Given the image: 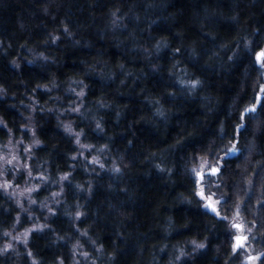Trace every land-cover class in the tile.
Masks as SVG:
<instances>
[{
  "label": "trees",
  "instance_id": "obj_1",
  "mask_svg": "<svg viewBox=\"0 0 264 264\" xmlns=\"http://www.w3.org/2000/svg\"><path fill=\"white\" fill-rule=\"evenodd\" d=\"M262 49L264 0H0V138L22 135L32 117L36 162L50 182L68 174L63 209L32 234V257L0 254V264L68 263L78 239L101 250L99 264H168L177 251V264H239L228 222L203 209L190 174L231 143L241 152L209 187L218 183L223 216L239 205L256 223L264 253V97L254 100ZM81 88L100 128L68 119L106 154L91 176L75 166L63 128ZM10 208L0 224L13 219Z\"/></svg>",
  "mask_w": 264,
  "mask_h": 264
},
{
  "label": "rangeland",
  "instance_id": "obj_2",
  "mask_svg": "<svg viewBox=\"0 0 264 264\" xmlns=\"http://www.w3.org/2000/svg\"><path fill=\"white\" fill-rule=\"evenodd\" d=\"M257 64L261 68L260 63L257 62ZM261 69L264 74V68ZM82 90L85 93L84 88L78 90L76 93L77 99L70 101L69 110L63 113V115L66 117L63 119V128L65 125H70L73 131L72 133H67L72 136L73 140L76 142V136L74 135L75 133H81V135L79 136L80 144L91 146L82 148L80 144L76 143L77 153L74 155V161L76 163L75 166H81L84 169V172L87 175L91 176L96 173L97 168L103 169V160L105 159L106 154L103 151V148L98 149L97 146L86 139L84 130L79 129L80 124L77 127L76 123L78 122H76L75 119H68L70 115L76 114L79 115L80 118L83 117L84 120H92L94 122V125H97L98 120L95 119L97 113L94 112L93 116H91V113H89V109H87L85 97L77 95ZM1 91L2 90H0V92ZM55 99L58 100L57 98ZM259 102L256 104V106L259 104ZM37 107H40V109L42 110L45 109L41 104H38ZM77 107L80 109L79 112L72 110ZM29 110L30 109L28 105H26L25 111L30 112ZM31 111L34 113V110ZM81 113L83 114L81 115ZM27 119L30 120V123L29 125L27 124V128L23 129L24 131L22 132V135L15 136L13 135V133L6 131V138H0V157L4 158L0 159V185H2L5 181H7L8 184L11 185V187L7 188L6 190L4 188H0V209L9 214L11 209L10 206L12 205V209L15 210V212L13 213V219L9 221V224H7V222L5 221L0 224V249H3L5 245H11V247L8 248L7 251L0 252V254L6 257H13L15 259L22 256L32 257V252H30L29 248V241L32 237V234L34 232H42L43 229L49 227V222L53 218V216L57 214V210L63 209V202L65 198L63 182L65 183L66 180H60L59 182H50L48 175L43 169V166L40 163L38 164L36 162L35 152L41 143H39L38 145L35 144V141L39 140V138L35 132V126L32 122V117H27ZM33 132L35 133V135H33ZM236 147L239 149V152L236 155H233V157L239 155L241 152L240 147L237 145ZM226 152L227 150L225 151V153ZM225 153L224 155H220L219 159L214 163H211L209 158H198L193 168L198 169L202 160H206L208 166L217 165V162L219 161V167L221 171L224 159L228 158L227 156H225ZM13 156H15L16 159L12 160L11 164H7L5 161L7 159H12ZM93 158H95L98 163H94ZM101 164H103V167H100ZM29 171H31L32 173L31 176L28 175ZM99 171L101 172V170ZM212 177L213 175L209 176L208 174V167H205L203 179L201 180L200 178L195 177L196 180H199L197 191H199V188L202 186L206 195L214 193L215 195L213 196V199H219L222 202V199L216 195L215 191V187L218 186V183L215 182L212 186L209 187V184L212 182ZM29 188H32L33 191H26V189ZM211 188L213 189V191L210 190ZM54 192L60 194L54 197L52 195ZM21 193H23V195H21ZM198 197L203 203V209L210 212L205 208L206 201L202 200L199 195ZM30 200H34L35 203H31ZM17 201H19V204L17 203ZM42 205L46 206L42 207ZM217 207L219 209V205H217ZM49 208H51L53 212L50 213ZM76 212L74 213V211H71L69 215L76 217ZM17 217H19V222H17ZM227 217L228 219L225 221L228 222L232 230L233 243L235 242L234 237L236 235H243L248 237L246 246L243 249H237L234 252L232 247L233 255H235V261L238 260L239 264H250V262L247 260V257L249 255L256 256L262 253L257 250L254 243V241L256 240V235L254 232L256 223L254 221H246L241 214V211L238 218L235 217V211L233 215ZM234 218L236 219L237 223H241L244 226L243 231H238L231 226V222ZM4 219L5 218H3V220ZM38 226L44 227L42 230H39ZM29 229H31V231L25 237L23 234L26 232V230ZM248 229H251V231H248ZM5 232L9 233L10 235L5 236ZM17 236L20 237L19 240L14 239V237ZM25 239L27 240L26 244L24 243ZM88 244H90V247L84 244V240H76V242H74L71 247V255L68 257L69 259L67 258L68 263L65 262L63 258L59 259L57 261V264H61V262H63V264H99L98 259L101 258V250L97 249L95 244H93L90 240H88ZM181 252L182 251H177V258L171 260L172 262L170 261L168 264L180 263V260L182 259ZM29 253H31V255H29ZM84 253H87V257L84 256ZM171 254H173V252H170V255ZM260 260L256 261L255 264H259ZM33 261L35 260L32 259V262ZM36 264L38 263L36 262Z\"/></svg>",
  "mask_w": 264,
  "mask_h": 264
},
{
  "label": "snow or ice",
  "instance_id": "obj_3",
  "mask_svg": "<svg viewBox=\"0 0 264 264\" xmlns=\"http://www.w3.org/2000/svg\"><path fill=\"white\" fill-rule=\"evenodd\" d=\"M65 31H67V29H65ZM159 47V45L157 46ZM256 61L260 63V66L261 68H264V49H262L260 52L256 53ZM82 83V82H81ZM199 81L198 80H192V81H189V84L191 86L192 89H195L197 87V85H199ZM84 92L83 90L81 92H79L77 95L79 96H84ZM261 97H264V84H261L260 85V88H259V94L254 98V100L256 101H260L261 100ZM73 111H76V112H79V108H74L72 109ZM257 111V106H256V103H253V105H251L250 107L246 108L245 109V112L247 113H256ZM260 111L264 112V103H261L260 104ZM255 118V117H253ZM241 119H243V115L241 116ZM0 123H2V121H0ZM97 128H100V123L97 122ZM6 127V125H5ZM241 127H243L241 125ZM65 128V131L66 132H69V133H72V128L70 125H65L64 126ZM236 135L239 134V131L238 129L234 130ZM224 130L221 129V135H224ZM33 135H35V133L33 132ZM76 136V143L77 144H80V139H79V136L81 135V133H75L74 134ZM233 139H235V137H233ZM40 141L39 140H36L35 141V144H39ZM80 146L83 148V147H91L90 145H82L80 144ZM239 152V149L236 147V143H231L230 146L228 147L227 149V152L225 153V156H228V155H236L237 153ZM0 159H4L3 157H0ZM16 159L15 156L12 157V159H7L5 162L7 164H11L12 163V160ZM73 159H75V157H73ZM93 162L94 163H98V161L95 160V158H93ZM27 167V166H26ZM100 167H103V164L100 165ZM205 167H208V174L209 176H212V175H216L219 171H220V167H219V161L217 162V165H213V166H208L207 164V161L206 160H202L201 161V164L199 165V168H192L190 169V174L195 176V177H198L200 178L201 180L203 179V174H204V169ZM116 171H119V169H115ZM28 175L31 176L32 173L31 171L28 172ZM61 180H67L68 179V174H65L64 176H62L60 178ZM197 183H199V181H197ZM11 187L10 184H8L7 181H5L2 185H0V188H4L5 190L7 188ZM26 191L28 192H31L33 191L32 188H29V189H26ZM15 194V193H13ZM60 193H56L54 192L52 195L55 197V196H58ZM202 200H205L206 203H205V208L207 210H209L211 213L214 214L215 217H220V219L222 220H227L228 217L227 216H222L221 215V212L220 210L218 209L217 205H219L221 203V201L219 199H216L214 200L213 199V196L215 195L214 193L212 194H208L206 195L205 192H204V189L203 187L201 186L199 188V191L197 193ZM21 195H23V193H21ZM31 203H35L34 200H30ZM17 203L19 204V201H17ZM226 203V201H225ZM46 205H42V207H44ZM49 212H53V210L51 208H49ZM54 214V213H53ZM76 217L79 218L82 213L77 211L76 212ZM240 215V206L239 205H236V208H235V217L238 218ZM17 219V222H19V217L16 218ZM231 226L235 229H237L238 231H243V225L241 223H237L236 222V219L234 218L233 221L231 222ZM44 226H38L39 230H42ZM31 231V229L29 230H26V232L23 234L25 237L28 235V233ZM248 231H251V229H248ZM87 233L85 232L84 235H86ZM5 236H8L10 235L9 233L5 232L4 233ZM14 239H17L19 240L20 237L17 236V237H14ZM248 237L247 236H243V235H236L234 237V243L232 245L233 247V250L234 252L237 250V249H243L245 246H246V241H247ZM24 243L26 244L27 243V240L25 239ZM193 243H195L193 241ZM11 245H5V247L3 249H0V252H4V251H7L8 248H10ZM197 248H204L205 245L203 243H200V244H197L196 245ZM29 255H31V253H29ZM181 255H184L183 252H181ZM84 256L87 257V253H84ZM261 257H264V253H260L256 256H252V255H249L247 257V260L250 262V264H255L256 261H259L261 259ZM179 258V257H178ZM33 264H36L35 261H33ZM61 264H63V262H61Z\"/></svg>",
  "mask_w": 264,
  "mask_h": 264
},
{
  "label": "water",
  "instance_id": "obj_4",
  "mask_svg": "<svg viewBox=\"0 0 264 264\" xmlns=\"http://www.w3.org/2000/svg\"><path fill=\"white\" fill-rule=\"evenodd\" d=\"M227 157H228V158H232L233 155H228ZM219 172H220V171H219ZM219 172H218V173H219ZM218 173H217V174H218ZM217 174H216V175H217ZM213 176H214V175H213Z\"/></svg>",
  "mask_w": 264,
  "mask_h": 264
}]
</instances>
